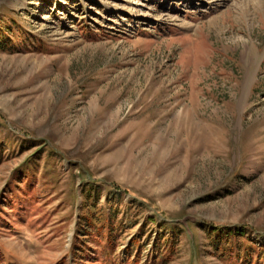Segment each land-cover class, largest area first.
<instances>
[{"label":"rangeland","instance_id":"1","mask_svg":"<svg viewBox=\"0 0 264 264\" xmlns=\"http://www.w3.org/2000/svg\"><path fill=\"white\" fill-rule=\"evenodd\" d=\"M257 1L0 0V264H264Z\"/></svg>","mask_w":264,"mask_h":264},{"label":"trees","instance_id":"2","mask_svg":"<svg viewBox=\"0 0 264 264\" xmlns=\"http://www.w3.org/2000/svg\"><path fill=\"white\" fill-rule=\"evenodd\" d=\"M1 47H3V44L0 41V48ZM85 218L87 220V223L86 224H90L91 221H94L93 218H90L88 216L84 217V219ZM107 222H109V221L107 220ZM178 225L182 228V225L181 224H178ZM107 227H109V226H107ZM83 229H82V232H84V235H87V233H85V232H87V229H84V230ZM218 232H221V228L220 227H211V230L209 232L210 234L217 236V238L215 239L214 246H216V244L218 242H222V241L225 242L228 237L229 238H234V237H238V236L243 235V233L245 232V228H243L241 226H235L233 228L226 229L225 231H222V233H220V235L218 234ZM222 234H224L225 238H222ZM106 241L108 243V248L109 249H114L113 242L109 238H106ZM132 244H134V243H132Z\"/></svg>","mask_w":264,"mask_h":264},{"label":"bare ground","instance_id":"3","mask_svg":"<svg viewBox=\"0 0 264 264\" xmlns=\"http://www.w3.org/2000/svg\"><path fill=\"white\" fill-rule=\"evenodd\" d=\"M252 3V2H251ZM264 6V0H258L255 4V7H258V9L260 10L261 8H263ZM247 7V6H246ZM253 7V6H252ZM251 8V7H250ZM254 8V7H253ZM246 9V8H245ZM257 9V10H258ZM250 53V52H249ZM251 55V54H249ZM251 58V57H250ZM254 58V57H253ZM252 60V59H251ZM253 61V60H252ZM250 65V64H249ZM245 82H247V79L245 80Z\"/></svg>","mask_w":264,"mask_h":264}]
</instances>
